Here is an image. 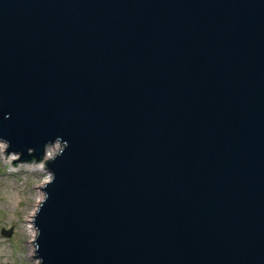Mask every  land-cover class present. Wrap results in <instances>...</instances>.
I'll return each mask as SVG.
<instances>
[{"label":"water","instance_id":"obj_1","mask_svg":"<svg viewBox=\"0 0 264 264\" xmlns=\"http://www.w3.org/2000/svg\"><path fill=\"white\" fill-rule=\"evenodd\" d=\"M0 141L37 264H264V0H0Z\"/></svg>","mask_w":264,"mask_h":264},{"label":"rangeland","instance_id":"obj_2","mask_svg":"<svg viewBox=\"0 0 264 264\" xmlns=\"http://www.w3.org/2000/svg\"><path fill=\"white\" fill-rule=\"evenodd\" d=\"M0 145H5V149L7 147L2 141ZM59 148L60 144L54 142L46 147L45 155L50 152L53 155ZM5 149H0V230L11 231L9 236L0 234V264H37V259L33 257L34 237L30 221L42 198L39 188L48 179V173L43 166L47 157L44 156L40 162L41 168L28 169L25 165L37 162L15 161L12 165L5 158L13 154V160H17L19 154L11 151L7 154Z\"/></svg>","mask_w":264,"mask_h":264},{"label":"bare ground","instance_id":"obj_3","mask_svg":"<svg viewBox=\"0 0 264 264\" xmlns=\"http://www.w3.org/2000/svg\"><path fill=\"white\" fill-rule=\"evenodd\" d=\"M0 149H1V150L5 149V145H0ZM46 150H47V149H46ZM52 151H53V150H52ZM53 152H54V151H53ZM8 153H10V152H8ZM8 153H7V154H8ZM45 153H47V151H46ZM12 155H13V154H9L8 157H6L5 159H6L7 161H9V162H12V160L14 159ZM49 155H51V152H50L49 154H46V155L44 154L45 157H49ZM41 166H42V165H41L40 162H37V164H29V165H27V166L25 165V167H27L28 169L30 168V169H35V170L41 168ZM30 216H31V215H30ZM30 216H29V217H30ZM31 233H32V237H34L35 231H34V229H32V228H31ZM32 249H33V246H32Z\"/></svg>","mask_w":264,"mask_h":264}]
</instances>
